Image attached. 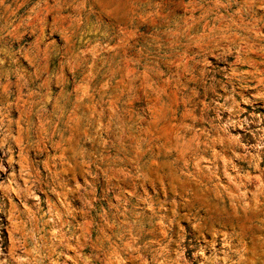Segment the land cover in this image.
Wrapping results in <instances>:
<instances>
[{"label":"rangeland","instance_id":"374dc122","mask_svg":"<svg viewBox=\"0 0 264 264\" xmlns=\"http://www.w3.org/2000/svg\"><path fill=\"white\" fill-rule=\"evenodd\" d=\"M0 264H264V0H0Z\"/></svg>","mask_w":264,"mask_h":264}]
</instances>
